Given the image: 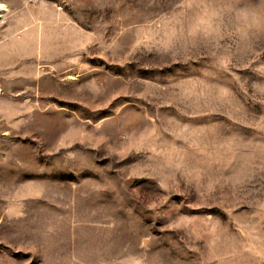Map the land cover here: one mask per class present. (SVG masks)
Masks as SVG:
<instances>
[{"label": "rangeland", "instance_id": "374dc122", "mask_svg": "<svg viewBox=\"0 0 264 264\" xmlns=\"http://www.w3.org/2000/svg\"><path fill=\"white\" fill-rule=\"evenodd\" d=\"M0 6V264H264V0Z\"/></svg>", "mask_w": 264, "mask_h": 264}, {"label": "snow or ice", "instance_id": "6c2138e0", "mask_svg": "<svg viewBox=\"0 0 264 264\" xmlns=\"http://www.w3.org/2000/svg\"><path fill=\"white\" fill-rule=\"evenodd\" d=\"M0 7H2V6H0Z\"/></svg>", "mask_w": 264, "mask_h": 264}]
</instances>
